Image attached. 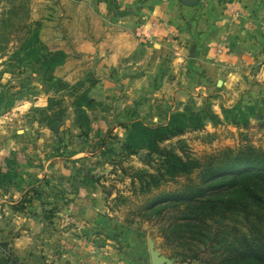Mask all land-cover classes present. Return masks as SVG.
<instances>
[{"label": "crops", "instance_id": "0c3cea01", "mask_svg": "<svg viewBox=\"0 0 264 264\" xmlns=\"http://www.w3.org/2000/svg\"><path fill=\"white\" fill-rule=\"evenodd\" d=\"M116 2L119 19L132 20L114 40L79 47L97 80L86 110L95 139H123L134 120L163 125L186 106L209 101L220 115L221 107L264 99V0ZM19 123L0 119V242L17 264H150L149 237L108 213L88 154L60 149L77 129L71 105L51 134L24 122L14 129ZM25 198L31 202L15 211Z\"/></svg>", "mask_w": 264, "mask_h": 264}, {"label": "trees", "instance_id": "16d2710c", "mask_svg": "<svg viewBox=\"0 0 264 264\" xmlns=\"http://www.w3.org/2000/svg\"><path fill=\"white\" fill-rule=\"evenodd\" d=\"M28 19L24 4H13L0 18V32L6 40L16 37L29 63L36 64L42 74L51 73L64 64L66 56L61 50L45 51L38 28L31 29ZM87 93L72 92L74 124L84 131L83 135L89 126L86 110L93 106ZM262 103L263 112L253 113L254 106L246 112L235 105L221 108L220 118L206 104L198 110L186 106L173 112L163 125L148 126L140 120L123 125L126 134L119 150L125 156L146 151L147 159L154 164L152 172L136 171L130 176L131 188L135 189L137 181L140 194H152L166 183L176 184L169 191L153 195L144 211L152 216L149 221L155 219L164 244L177 249L172 256L181 263L264 264V151L245 143L199 160L163 145L187 132L202 130L206 124L215 127L227 122L229 116L234 127L246 130L253 114L259 128L264 129V99ZM59 116L53 115L47 125L62 121ZM30 202L25 198L14 210L22 211ZM0 251V264H17V257L5 244H0Z\"/></svg>", "mask_w": 264, "mask_h": 264}, {"label": "rangeland", "instance_id": "374dc122", "mask_svg": "<svg viewBox=\"0 0 264 264\" xmlns=\"http://www.w3.org/2000/svg\"><path fill=\"white\" fill-rule=\"evenodd\" d=\"M116 3V0H0V18L11 5L24 4L29 13L28 25L31 29L38 28L39 41L45 51L61 50L66 56L62 66L51 73L42 74L37 65L29 63V58L20 50V41L16 37L6 40L0 32V119L21 121L14 129L21 130L24 122L40 127L43 132L53 133L56 121L48 125L47 122L58 113L62 119L67 115V108L74 100L72 92L81 94L88 90L89 96L90 89L97 82L92 61L88 54L79 49L80 45L86 41L97 44L107 39L114 40L121 27L132 20L131 14L119 19L120 11ZM206 104L210 102L199 108L194 105L189 107L198 110ZM239 105L246 112V108L252 106L256 107L253 113L263 112L260 100L255 103L243 100ZM253 116H250V126L246 130L234 127L229 116L227 122L215 127L206 124L202 130L187 132L163 145L173 148L181 156L199 160L225 148L236 149L245 143L264 151V129L259 128ZM219 117L222 118L221 113ZM83 133L78 128L70 130V141H60V149L63 147L68 154H88L86 169L94 180L103 182L105 207L112 218L121 223L125 231L132 230L135 234L149 237L154 249L160 256L166 257L169 264H201L197 261L181 263L173 257V251L177 249L164 244L155 219L149 221L148 218L152 216L144 211L145 204L153 195L169 191L176 184L169 182L152 194H140L137 181H134L135 189L131 188L130 176L136 171L152 172L154 164L147 159V152L125 156L119 150L125 136L123 139L110 136L108 139H95L88 132L86 135ZM49 142L55 144L57 139L52 138ZM145 158V161L141 160ZM123 169L125 172H122ZM62 227L68 226L65 224ZM49 263L60 264L56 259H51Z\"/></svg>", "mask_w": 264, "mask_h": 264}, {"label": "water", "instance_id": "95a60500", "mask_svg": "<svg viewBox=\"0 0 264 264\" xmlns=\"http://www.w3.org/2000/svg\"><path fill=\"white\" fill-rule=\"evenodd\" d=\"M138 155H140V152ZM144 262L146 263L147 259H144ZM149 262L150 264H169V261L166 257L160 256L157 253L151 241H149Z\"/></svg>", "mask_w": 264, "mask_h": 264}, {"label": "built area", "instance_id": "2783aa9c", "mask_svg": "<svg viewBox=\"0 0 264 264\" xmlns=\"http://www.w3.org/2000/svg\"><path fill=\"white\" fill-rule=\"evenodd\" d=\"M235 15V17H237V14L235 13L234 14ZM222 46L221 45H219L217 48H216V50H215V57L216 58H218V57H220V56H222ZM99 264H104V263H99Z\"/></svg>", "mask_w": 264, "mask_h": 264}]
</instances>
